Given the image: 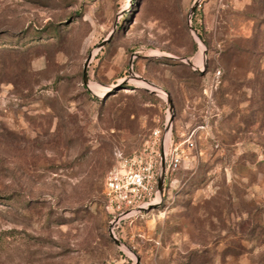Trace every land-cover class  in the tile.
Here are the masks:
<instances>
[{
  "label": "rangeland",
  "instance_id": "obj_1",
  "mask_svg": "<svg viewBox=\"0 0 264 264\" xmlns=\"http://www.w3.org/2000/svg\"><path fill=\"white\" fill-rule=\"evenodd\" d=\"M158 127L197 147L117 224L105 178ZM137 258L264 264V0H0V264Z\"/></svg>",
  "mask_w": 264,
  "mask_h": 264
},
{
  "label": "built area",
  "instance_id": "obj_2",
  "mask_svg": "<svg viewBox=\"0 0 264 264\" xmlns=\"http://www.w3.org/2000/svg\"><path fill=\"white\" fill-rule=\"evenodd\" d=\"M194 133L176 140L170 129L164 132L158 127L139 152L123 157L119 165L109 171L105 178L104 194L107 209L115 214L117 224L146 211L151 205L159 206L162 203L168 174L191 161V152L197 147ZM163 156L165 181L160 194Z\"/></svg>",
  "mask_w": 264,
  "mask_h": 264
},
{
  "label": "water",
  "instance_id": "obj_3",
  "mask_svg": "<svg viewBox=\"0 0 264 264\" xmlns=\"http://www.w3.org/2000/svg\"><path fill=\"white\" fill-rule=\"evenodd\" d=\"M196 5L193 7V10L195 9ZM115 27H117V23L115 24ZM114 31L109 35V37L105 40L102 41V43L100 44V46H104L107 42L110 41L112 35H113ZM90 59H91V55H89V57L87 58L86 62H85V67H84V85L90 89L89 87V78H88V74H87V67H88V64L90 62ZM131 65H133V60L131 61ZM143 80L157 88H159L158 86H156L154 83L150 82L149 80L147 79H144ZM91 90V89H90ZM168 101H169V104H170V108L173 109L174 108V105H173V102H172V99L170 97H168ZM164 181H165V161H164V156H163V163H162V169H161V174H160V179H159V192L160 194H162L163 192V188H164ZM156 205H151L149 206L148 208H146V210H151L153 208H155ZM116 222V221H114ZM110 236L111 238L115 241L116 244L118 245H121V241L120 239H118L114 233V230L111 229V232H110ZM140 258H137L136 260V264H140Z\"/></svg>",
  "mask_w": 264,
  "mask_h": 264
},
{
  "label": "bare ground",
  "instance_id": "obj_4",
  "mask_svg": "<svg viewBox=\"0 0 264 264\" xmlns=\"http://www.w3.org/2000/svg\"><path fill=\"white\" fill-rule=\"evenodd\" d=\"M137 83H138L139 85H142V86H145V87H150V88L155 89V90L157 89L156 87L151 86V85H149L148 83L143 82V81H142V82L140 81V82H137ZM157 90H158V89H157ZM162 93L164 94V93H166V92L163 91Z\"/></svg>",
  "mask_w": 264,
  "mask_h": 264
},
{
  "label": "trees",
  "instance_id": "obj_5",
  "mask_svg": "<svg viewBox=\"0 0 264 264\" xmlns=\"http://www.w3.org/2000/svg\"><path fill=\"white\" fill-rule=\"evenodd\" d=\"M88 92H89V90H88ZM90 93V92H89ZM168 178V177H167Z\"/></svg>",
  "mask_w": 264,
  "mask_h": 264
}]
</instances>
